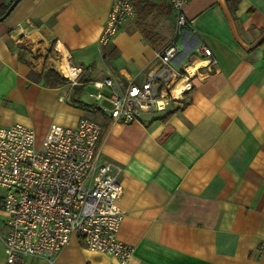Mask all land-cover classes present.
I'll list each match as a JSON object with an SVG mask.
<instances>
[{"label": "crops", "instance_id": "obj_1", "mask_svg": "<svg viewBox=\"0 0 264 264\" xmlns=\"http://www.w3.org/2000/svg\"><path fill=\"white\" fill-rule=\"evenodd\" d=\"M111 3L20 0L0 21V126L31 127L39 144L52 125L89 117L101 125V160L120 168L117 238L131 257L120 263L73 235L53 264H264V0H189L175 64L204 43L216 69L199 67L183 99L130 123L107 115L110 90L93 82L141 83L174 35L175 12L166 0H132L135 17L101 44ZM68 65L81 69L74 85L29 76ZM3 234L4 220L0 264Z\"/></svg>", "mask_w": 264, "mask_h": 264}, {"label": "built area", "instance_id": "obj_2", "mask_svg": "<svg viewBox=\"0 0 264 264\" xmlns=\"http://www.w3.org/2000/svg\"><path fill=\"white\" fill-rule=\"evenodd\" d=\"M175 12L174 35L156 52V64L145 79L120 87L111 78L94 81L110 90V105L103 107L115 122L130 123L148 112H164L191 89L199 67L214 66L212 50L196 46V59L178 68L181 51L177 35L192 26L185 13L189 0H166ZM132 0H112L99 37L106 44L121 24L135 17ZM201 62L200 64H197ZM81 69L68 65L62 75L74 85ZM97 93L96 97H100ZM101 125L86 116L75 126L52 125L37 144L34 130L21 123L0 126V208L5 212L2 243L6 264L31 259L53 264L73 235L86 248L111 254L126 263L133 246L117 238L123 218L118 205L123 189L119 167L101 160L98 141ZM115 167V172L111 168ZM264 253V240L258 246Z\"/></svg>", "mask_w": 264, "mask_h": 264}, {"label": "trees", "instance_id": "obj_3", "mask_svg": "<svg viewBox=\"0 0 264 264\" xmlns=\"http://www.w3.org/2000/svg\"><path fill=\"white\" fill-rule=\"evenodd\" d=\"M11 1L12 0H10V2ZM235 1L237 2L238 0H235ZM233 6H232V9H233ZM6 8H7V5H2L0 7V16L5 12ZM29 76L33 80L42 79L46 84H48L50 86H57V85L63 84L64 81L68 82L64 76H62L59 72H57L53 68H49V69L45 70L41 75H38L35 72L31 71L29 73ZM98 146H99V141H98Z\"/></svg>", "mask_w": 264, "mask_h": 264}, {"label": "water", "instance_id": "obj_4", "mask_svg": "<svg viewBox=\"0 0 264 264\" xmlns=\"http://www.w3.org/2000/svg\"><path fill=\"white\" fill-rule=\"evenodd\" d=\"M20 0H12L10 2V4L7 6L5 12L0 16V21H2L4 18H6L8 16V14L12 11V9L16 6V4L19 2Z\"/></svg>", "mask_w": 264, "mask_h": 264}, {"label": "rangeland", "instance_id": "obj_5", "mask_svg": "<svg viewBox=\"0 0 264 264\" xmlns=\"http://www.w3.org/2000/svg\"><path fill=\"white\" fill-rule=\"evenodd\" d=\"M1 192L4 193V189L0 188ZM5 219V212L0 208V221Z\"/></svg>", "mask_w": 264, "mask_h": 264}, {"label": "bare ground", "instance_id": "obj_6", "mask_svg": "<svg viewBox=\"0 0 264 264\" xmlns=\"http://www.w3.org/2000/svg\"><path fill=\"white\" fill-rule=\"evenodd\" d=\"M201 62H199L198 64H200Z\"/></svg>", "mask_w": 264, "mask_h": 264}]
</instances>
